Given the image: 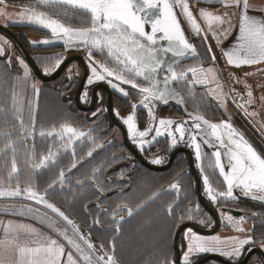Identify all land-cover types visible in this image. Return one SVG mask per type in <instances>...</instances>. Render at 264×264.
Returning a JSON list of instances; mask_svg holds the SVG:
<instances>
[{
    "label": "snow or ice",
    "instance_id": "6c2138e0",
    "mask_svg": "<svg viewBox=\"0 0 264 264\" xmlns=\"http://www.w3.org/2000/svg\"><path fill=\"white\" fill-rule=\"evenodd\" d=\"M0 2H2V0H0ZM216 2L224 3L225 0H216ZM38 3L40 5H68L89 15L91 26L84 29L67 27L42 11L38 12L32 10L27 14V20L29 23H35L50 30L52 35L62 39L65 45L83 44L93 49H99L101 52L106 50L108 57L112 59L115 67L110 69L106 65H99L102 71H98L97 66H92V76L89 77L88 83H93V78L96 81H103L111 77L123 84L131 85L132 88H138L140 93L143 94L141 104L144 108H148L149 103L156 99L163 100L167 103L168 97L173 95L168 88L169 82L183 80L187 76L185 72L177 73L175 71L174 65L177 61L173 60L171 63H168L167 54L170 53L172 57L180 58L189 53H196L194 45L189 43L184 35V31L174 12V6L180 7L182 14L187 19L193 31L198 36L202 34V29L185 0H174V3H170L169 0H38ZM227 3L232 6H240L242 4L236 42L229 50L223 53L227 58L228 64L241 67L264 63V19H258L248 15V10L250 8L249 0H227ZM3 15L7 14L3 10H0V16ZM24 15L25 13H20L21 18H23ZM200 15L208 24L209 32L213 39L217 41L218 46L219 43H221V36L226 39L234 28L231 20H225L222 15H215L203 9L200 10ZM213 24H215L217 28L224 24H227L228 27L224 28L221 32H217L213 29ZM203 38L206 43L207 34H204ZM162 41L167 42L166 46L160 43ZM43 43H50V41H43ZM206 46L208 52L211 54L212 60L215 61V55L212 54L211 45ZM2 55H4V48L0 46V56ZM61 62V58L56 57L55 65L45 68L44 73L48 75L55 72L60 68ZM19 63L23 66L24 79L27 81L29 77L28 66L23 60H20ZM197 71L198 70L195 68L189 69V72H191L194 77ZM199 72L210 74L212 80H215L213 68H200ZM136 78H142L147 83V86L141 87L138 85L135 82ZM108 82L114 89H118L127 97L128 93L123 88L119 87L118 84L113 83L112 80H108ZM200 82L206 83L211 81L205 76ZM161 84L163 87H161ZM31 87L38 97L40 88L36 83H33ZM86 96L87 93H84V97ZM248 96L251 98V91L248 92ZM12 101L15 114L20 122L21 136L23 139H27L29 135H33L35 130L31 105H29V128L31 129V131H29V129L25 127L24 120L18 115L21 109L17 107L18 101L15 91L12 93ZM133 107L136 106L134 105ZM103 111V108L98 109V111L93 112L92 115L95 117ZM149 115H152L151 109H149ZM193 121L194 123L191 129H189V140L195 147L197 160H201L202 155L201 144L197 142V136H200L201 139L207 137V139H203V143L207 144L209 147H217V150L212 153L215 159L211 167L213 172L218 170L219 177L222 178L226 185L225 192H218L213 188L209 177L205 175V192L209 199L216 202L218 196L234 198V188L241 189L246 196L253 194L254 191L264 194V156L258 154L244 139L243 135L238 133L227 121H223L219 124L209 123L207 120H204L202 116L193 117ZM123 123L127 125L128 134L134 141L137 137L144 138L153 131L151 127L145 131H138L135 114H130L126 118H123ZM173 123L172 120L160 119V127L155 128V132L156 137H158L163 134L161 129H164L167 135L172 138L173 145H175L177 139L182 140L184 138L187 122L177 123L174 132L168 131ZM202 124L205 127H202ZM176 133L179 134L178 138L175 135ZM3 135L9 140V143L5 145V149L10 150L13 153V157H15L18 145L11 140V133H4ZM39 135L42 138H59L61 141H64V138L67 137L66 143L71 144L74 140L85 135L90 137L91 133L86 134L84 132H79L75 127L62 124L59 131L54 127L53 130L50 131L41 130ZM225 136L227 138V143L225 142ZM156 137H153V140H155ZM140 147L143 149V143H141ZM220 149L225 150L224 161L221 159ZM53 155L54 154L49 151L47 156H43L39 163L34 165V168L46 167L48 162L53 161ZM88 155L91 156L92 153L89 152ZM161 162L159 158L152 161V163L155 164ZM72 167H75V163ZM201 171H203V168H201ZM12 173H18L15 158L12 161L9 180L12 178ZM64 175V172L61 171V185L64 183ZM77 183L82 182L77 181ZM49 187L51 188L53 185H49ZM171 188L177 192L181 191L178 183L171 185ZM23 193H27V199L34 200L36 203H43L46 208L51 209L52 212L56 213L59 217L63 218L67 224L72 226L74 232L87 246V252L76 239L68 236L66 230L61 232L60 235H62L67 243L81 255L86 264H117L114 256L108 255L107 253L97 254L95 261H93L89 253L95 251V246L80 233L79 228L64 212L44 200V197L31 187L22 190L17 186L15 189L8 192L0 189V197L5 195L17 197ZM252 198L264 199V195H253ZM176 207H179V205L177 204ZM198 208L199 206H197L196 212H198ZM28 211L34 212L36 210L28 208ZM119 211H126L129 217L133 214L132 209L127 207L119 209ZM174 212L175 208L169 205L167 214L171 216ZM195 214L196 213L193 212L192 209H188L181 215L180 219H184L185 216H187L188 219H192ZM116 215H118V212L113 213L112 222L117 225L115 231L119 232V226L124 220V217L120 216V219L116 220ZM226 218L229 222H233L234 218L232 216H227ZM243 220L244 218L240 217L238 223H242ZM95 223H99V221ZM236 230L240 232L244 231L242 227H236ZM22 232L35 236V239L31 240L30 243H21L20 235ZM186 238L188 243L187 250L183 255V264H191L189 257L193 253L219 251L222 255L236 256L238 258L242 255L241 250L245 245L254 243L251 236L246 238L233 236L221 240L218 236L204 237L197 235L191 229L186 233ZM102 247L101 245V248ZM229 248L231 249L230 251ZM0 249L3 250V252L0 253V264H64L65 256L67 264H77V260L74 259L73 253L71 251L66 253L65 246L58 243L56 239L39 233L35 228L29 225H14L12 221H8L7 225L4 227V237L0 239ZM10 253L15 254L16 259L10 260L8 258ZM163 264H176V262L169 261L165 258Z\"/></svg>",
    "mask_w": 264,
    "mask_h": 264
},
{
    "label": "rangeland",
    "instance_id": "374dc122",
    "mask_svg": "<svg viewBox=\"0 0 264 264\" xmlns=\"http://www.w3.org/2000/svg\"><path fill=\"white\" fill-rule=\"evenodd\" d=\"M7 3L19 9H26V14H28L32 10L38 12L42 11L52 19H57L65 26L73 29H84L91 26L90 17L85 18L80 17V15H75L72 17L69 14L68 10H81L69 7L67 5H63L66 8H57L54 7V4L39 5L38 1L36 0H6L2 4L5 5ZM0 10H3V8H0ZM0 19L4 20L2 16H0ZM4 21H6L5 24H9H7V26H9V28L11 27L13 29L12 31L19 38H24L25 34H30L36 36V38H42V40L48 39L49 41H51V44H54L53 46L47 48L30 47L32 56L35 58L36 62L43 72L45 68L55 65L56 57H60L61 60H63L67 55L76 52L75 50H67L68 45H65L59 39H54L50 30L43 28L41 25L29 23L27 20V15L22 20L16 18L13 19L12 17V19ZM0 35L5 37V39H8L4 34L0 33ZM9 43L10 44H8V46L10 47L8 48V46H5L4 55L0 56V189L8 192L15 189L17 186H19L22 190L27 187H31L45 199L53 200L69 212L76 215V218L79 220V222L84 226L86 224L85 227L89 228L90 224L88 220H83V216L81 214V205L79 204V202H77V197H82V193L79 192V194H75L74 189L68 186H63L65 182L62 185L60 184V172L64 170L69 174V169H72L70 167H72V165L74 164L75 159L78 162L77 156L79 157L80 152L78 150L81 146L79 144H83L84 142L85 147L87 143L89 145H94V126L97 123V120L99 121V119H97L99 118V115L94 117L91 113L86 117L74 114L72 115L69 111L68 100L70 95H72L74 86L77 84L78 80L81 77V67L79 64H76V62L71 63L59 78H57L55 81L46 83L36 78L30 67L23 59V56L20 54L21 52H19L18 49L15 48L11 40H9ZM160 43H163L165 46L167 44V42L164 41ZM86 47L87 50L80 51L78 53L82 56L84 55V59L86 58L91 64H95L93 61L94 57L92 55V52L96 51L100 54L106 53V50L105 52H101L99 49H93L87 45ZM200 47L198 48V52L201 54V57L204 58L201 61L202 65L199 67L203 69L213 68L216 72L220 73L221 76L218 86L208 85L204 90L201 91V93L199 94V96L201 97V101L207 105L208 102L206 100H211V102L213 101L215 107L220 106L221 113L215 109L209 112L213 118V121L216 124H219L223 121H226L227 117H232L236 124L245 131L247 137L251 141V145L256 147V149L259 150V152L264 156V102L263 106L259 102L260 106L256 108L257 104L251 100L246 99L245 91L242 90L243 100L245 101L246 99L247 101L244 103V105H242V103H240V89L237 87L233 91L230 89L226 90V87L224 86L225 84L222 83V72H224L222 69V66H224L222 65L223 61L219 60L215 63L213 62L210 65L209 63H211V61L208 59L206 43L204 44L203 38H201ZM90 53L91 58L88 57ZM168 55L172 57L170 53ZM22 59L28 66L29 70V77L27 78V81H25L24 79L23 66H21L19 63V61ZM107 61L109 63L107 67L111 69V60L107 59ZM220 68L222 70H220ZM208 76L209 78H211L210 74ZM16 80L18 83L17 92L14 89ZM33 83H36L40 88L38 97L31 87ZM228 85L229 83L227 82V86ZM13 91H15V93L17 94V107L21 109L18 115L24 120L25 127L28 128L29 131H31L28 121L29 105H31L32 116L34 117L35 122V130L33 135H29L27 139L22 138L19 119L18 121L15 119L17 116L13 108ZM97 111L98 108L94 112ZM223 111L225 113H223ZM62 124H68L72 127H75L79 132H84L86 134L91 133L90 137L88 135H85L73 141L78 145L76 144L77 146L74 148L75 155L72 159L71 155H68V152H66V147H71L74 145V143H66L67 137L64 138V141H61L59 138L53 139L51 137H48L50 139H53V141H51L48 138H41V136L39 135V132L41 130L50 131L53 130L54 127L57 131H59V128ZM4 133H11V140L18 145V147L16 148L15 157H13V153L10 150L5 149V145L9 143V140L5 138V136L3 135ZM112 133L116 134L114 129H112ZM64 146L66 147L63 148ZM95 147L96 146L91 147L87 145V149L85 148L84 150H87V152H91L92 155H95ZM207 148L209 150H217V147L207 146ZM49 151L54 154L53 161L48 162L46 167L34 168V165L39 163L40 159L43 156H47L49 154ZM220 151L221 159L222 161H224L225 150L223 151V149H220ZM159 155L160 154H155L152 159H158ZM14 158L18 173H12V178L9 180V174L11 173L12 161ZM209 158L213 161L214 164L215 158L212 153H210ZM66 159L72 160L71 163ZM68 162L69 164H66ZM201 164L203 165L202 168L205 175H207L208 173L206 171V161L203 156ZM178 173L179 172L176 170L169 174V176L171 177L170 182H174V180L179 177ZM84 176L90 177L91 173L86 172L84 173ZM153 178L154 176L149 177V174H147L144 181L138 182L137 180H135V189L139 190V188H141L144 183H148L149 179L152 180ZM167 178L169 177H165V180H167ZM221 183L222 181H217L215 186L214 184H212L213 188L218 192H225L226 188L223 183ZM49 185H53V187L50 188ZM90 191V189L83 190V197H89V199L94 200V195L91 194ZM187 192L190 195L189 190H187ZM143 195L144 193L142 194V197ZM131 196V199H133V193L127 195L125 199L130 198ZM16 198L17 197H9L7 195L0 197V228H4L7 225L8 221H12L14 225L23 224L29 225L32 228L41 227L48 230L52 236H55L56 240H64L63 236L59 234V230L60 228L64 227L62 222L66 225L65 221L61 220L55 213L48 210L43 205V203H36L34 200L27 199V196H23L17 199ZM125 199L119 201L117 205L126 203ZM135 200L138 199L135 198ZM251 202L256 203V205L259 206V209H264L263 203L257 200H253ZM243 203H245V207H243ZM246 203H248L249 205ZM213 204L216 206V209H218V212L222 218V225L219 231L213 236H218L221 238V240L233 236L240 238L251 236L254 243L245 245L241 250L242 255L247 248H250L255 244H259V241H264V233H260L259 225H257V223H261V219H264L263 209L259 210V212H252L253 208L251 206H253V204H250V202H241L240 199L226 200L219 196L217 197V201L213 202ZM129 205H132L133 208H137L139 206L137 202H131V204ZM165 205H167L168 207L169 205H172L173 207L176 206L174 202H165L161 204V206ZM28 208L35 209L36 211L29 212ZM189 208H192L193 212H196L197 206L195 207L194 203H182L181 206L175 209L174 216L172 218H169L165 215V210L160 206H157V208L150 206V208L133 218L129 223H120L119 227H121L123 224L126 225L122 227L121 239L117 242V244L115 243L117 251L111 250V248L110 250L107 249L109 238L114 236V234L101 235L97 230H93L90 234L91 240L89 238L87 239L90 240L94 246L96 245L100 247L101 250L97 249L95 246V251L89 254L92 256L93 261H95L97 254L107 253L108 255H113L117 261V264H163L165 258L170 261L171 253L169 251V245L171 243L172 236L174 237L175 235V232H173V227L177 222H186L187 220H189L187 216H185L184 219H180L181 215L184 214ZM148 212L152 213V222L143 221L144 216L146 217L147 215H149L147 214ZM199 212L200 214H202V211ZM227 216H232L234 218L233 222H229L226 218ZM194 217L195 215H193V218ZM240 217L244 218L242 223H238ZM200 221H203V224H206L208 226L212 224L211 221L207 220L205 217L201 218ZM150 223L154 224V231H157L156 226L160 227L158 232L159 238L157 239V236H154V232H152L151 235V232L146 228L145 234L147 237H145V239H139L135 243L133 240H136L138 238L135 233H138L142 229V225L147 226ZM108 226L109 225H107V227ZM236 227H242L244 231H237ZM257 234H260V237H258L259 235L257 236ZM147 241H149V243H146ZM187 241V238H185L183 242L184 253L187 250ZM77 242L79 241L77 240ZM131 242L134 243L132 245L136 248L138 246H147L150 244H154V247H151L154 249H152V252L144 253L138 250H128V245L131 244ZM111 243H109V246ZM101 245L103 246L102 248ZM163 245L164 249L161 251L160 249ZM263 246L264 243L261 247ZM147 248L149 249V251L151 250L150 247ZM230 250L231 249L229 248V251ZM73 251L78 255V259L76 258L77 264H79V259L80 262L84 261L79 253H77L75 250ZM85 251H88L87 248H85ZM213 252L219 253V251ZM208 253L212 252H207V254ZM203 254L206 253L191 254L189 257L191 263ZM242 255H240L238 258L236 256L231 257H233L234 259H239ZM181 263L183 264V257ZM217 264L221 263L217 262ZM251 264H261V262L256 259Z\"/></svg>",
    "mask_w": 264,
    "mask_h": 264
},
{
    "label": "flooded vegetation",
    "instance_id": "af4514ba",
    "mask_svg": "<svg viewBox=\"0 0 264 264\" xmlns=\"http://www.w3.org/2000/svg\"><path fill=\"white\" fill-rule=\"evenodd\" d=\"M68 12L72 17L75 15H80V17H85V18L90 17L89 15H87L86 13H84L82 11L68 10ZM84 50H87L86 46L83 49V51ZM92 53H93L92 55L94 57L93 61L95 64H93V63L91 64L85 58V62H86L87 67H88V74H87L85 83L83 85V88H82L81 94H80L81 104L85 107L90 105L91 97H92V91H93V87L95 85L103 84V85L107 86V88L111 94V97H112L113 113H114L115 117L118 119V121L125 127L129 143L141 154V156L145 160H147L150 163H152V161L155 160V159H152V157H154L155 154H160L159 159H161L162 162L159 164L152 163L156 166L165 165L169 159L170 154L173 151H175L179 148H182V147H187L192 153L194 166H195L196 171L199 174L202 196L205 199V201L211 207H213V209L215 210V212L219 216L220 227H221L222 218L218 212V209H216V206L213 204V201H211L209 199V197L206 195V192L204 191V189H205L204 182H203V179H202L200 172H199V170L196 166V163H195V161H196L195 156H194L195 147H194V145H192L191 141L189 140V129H191V126L194 123L193 119L191 117L185 115L183 113V111L180 108H178L177 105L174 104L171 100L167 101V103H165L163 100L156 99V100L151 101V103H149L148 108H144L141 104V102L143 100V94L140 93L138 88H132L131 85L123 84L120 81L115 80L111 77H109L103 81H96L95 79H93L94 82L89 84L88 79H89V75H90V68L92 66H97L98 71H102V69L99 68L98 62L101 65L107 66L109 64L107 59H110L111 60V66H112L111 68L115 67V64L112 61V59L108 57L107 51L105 54H100L99 52H96V51L92 52ZM198 56L200 57L201 54H199ZM88 57L91 58V55H88ZM193 61H195V60L188 59V60H183L181 62L176 63L174 65L175 71L177 73L182 71L183 67L187 66L188 64L192 63ZM74 62H76V64H79L77 61H73L71 63H74ZM68 66L65 68V70L68 68ZM64 71L62 73H64ZM81 71H82V68H81ZM81 75H82V73H81ZM79 80H78V82H79ZM108 80H112L113 83H116L119 85V87L123 88L128 93L127 97H125L123 95V93H121L118 89H114L111 86V84H109ZM184 80L185 79L178 80V81H171V83H169V85H168V88L170 89V84H171V87L173 89L177 90L182 95V98H183L184 102L186 103V105L188 106L189 109H191L192 111L202 115L207 120H213L212 116L209 113L212 110L215 109L221 113V110L218 107H211L210 109H207V105L204 104L203 102H200L197 99H194L193 101L189 100L188 94L182 93V91L184 89L188 88V86H185ZM78 82L74 87L75 89H74V94H73L74 104H75L76 109L82 111L83 113H87L89 115L91 113H93L95 110H97V108L98 109H101V108L104 109V111L102 113L98 114L99 118H97V119H99V121L97 120V123L94 126L95 134L98 133V131L100 130L101 127L103 128V125H102L103 122H107V124H108L107 125L108 126L107 127L108 128L107 140L102 142L101 140H98L97 135H95V137H93L95 139L94 145H92V144L89 145L87 143L86 147H85L84 142H83V144H79V145H81L80 149L78 150V151H80L79 153H81L85 148L87 149V145L91 146V147L96 146L95 147V155L89 156L87 154V158L84 161H81L79 163L75 159V161H74L75 167L74 168L70 167L72 169H69V174H68V172L66 173V171L62 170L65 174L64 175V182L66 184H69V181H70V182H72L73 185H75L74 183H76L79 187H81L82 191H80V192L82 193L81 194L82 197L84 195L83 189H87V190L90 189L91 190L90 193H92L94 195L93 202H91V204L87 205L88 208H86V211H85V214L88 218V222L90 224L89 228L85 227L86 224H85V226L83 224H81L79 222V220L76 218L77 217L76 215H74L73 213L66 210L70 219L79 228L80 233H82L84 237L89 238L90 240H91L90 234L93 230H98L100 232H108V235L110 233H115L116 232L115 229H116L117 225L112 222L113 221V213L118 212V215H116V217H115L116 220H119L120 216H123L124 220L121 223H129L133 218H135L136 216H138L139 214H141L142 212H144L148 208H150V206L151 207L160 206L161 208H163L165 210V215L169 218H172L174 216V213L171 216H169L167 214L168 206L167 205L161 206V204L165 203V202L166 203L167 202H171V203L174 202L176 205L178 204L179 206H181L182 203H194L195 207L199 206L198 210L202 211L201 212L202 214H200L199 211L195 212L196 213L195 217L187 220L186 222H192V223H194L198 226L204 227V228H210L211 225L213 226L214 221H213L212 217L209 215V213L202 207L200 201L198 200L197 194H196L195 199H194V197H191L190 195H188V192H187L188 187L186 186L187 181H185V180L188 179L190 181L192 178L194 186H195V181H194L193 175L191 174V172L189 170L188 157H187L185 152H182V151L178 152L175 155V158H174L172 164L166 170H164V171H173V170L176 171L178 164L182 165L183 167L185 166V164L188 165V167L186 169L184 168L178 173L179 177L176 180H174V182L171 184V185H173L174 183H178L181 191L177 192L176 190L171 188V185L169 187L164 186L163 188L166 187L165 190L162 191L158 196L152 198L150 191H151V187L153 186V183H151V184L144 183L141 186V188H139V190L135 189V185H136L135 180L138 178L136 175V172L142 173L141 176L142 177L144 176L146 178V173L142 172L140 169H147L149 171H153V170H150L147 167H145L144 165H142L139 162V160L133 155V153L125 145L124 140H123V133H122L121 129L117 125H115L109 117V113L107 110L108 93L104 88L99 87L97 89L96 103L91 110L84 111V110H81L77 107L76 102H75V90H76V87L78 85ZM135 82L138 85H140L141 87L147 86V83L142 78H136ZM183 86H185V87H183ZM161 87H163L162 84H161ZM84 93H87L86 97H84ZM134 105L136 107H133ZM149 109H151L152 115H149ZM117 112H118V114H117ZM130 114H135L136 122L138 125V131H145L146 129H149L150 127L153 128V131H151L147 135L149 138L146 141L137 142V140H138L137 138L134 141L129 136L128 131H127V125H125L123 123V118H126ZM102 116H103V118H102ZM153 117H154V119H153ZM160 119L172 120L174 123L168 129V131H173V132H174V129H175L177 123L186 121L187 124H186V131H185L184 138L182 140L177 139L176 144L173 145L172 138L167 135V132L164 129H161L163 134L156 137L155 128L160 127L159 126V120ZM112 129H114V131L117 134V140H113ZM175 135L177 136V138L179 137L178 133H176ZM153 137H156V139L153 140ZM197 138L199 139V143L201 144V152L204 154L203 158L206 161V171L208 173L207 175L209 176L211 183L214 184V186H215L216 182L217 181L219 182V180H218L219 176L217 175L216 171L213 172V169L211 167V165H213V161L209 158V155L211 152L207 148V146L203 143V139H207V137H204L203 139H201V137H197ZM48 139H50V138H48ZM50 140L53 141V139H50ZM72 143H74V142H72ZM141 143H143V149H141V147H140ZM76 144L77 143H74V145L71 147H66L67 146V144H66V146L63 147V148L66 147V150H67L66 152H68V155H71V159L75 155V152H74L75 149L74 148L78 145V144L77 145ZM120 149H123V150H120ZM64 151H65V149H64ZM72 152H73V154H72ZM110 153H114L115 158L122 159L121 160L122 165L118 166V164H117L114 166H109V163H107V161L104 163L102 160H104V157L108 156V154H110ZM79 155H81V154H79ZM92 158L95 161L94 163H91L89 161ZM105 170H106V172H105ZM71 171H73V172H71ZM110 171H112V172L114 171L113 177L109 176L107 174ZM164 171H159V172L162 173ZM86 172H90L91 176L90 177L84 176V173H86ZM153 172H157V171H153ZM77 181H81L82 183H77ZM195 189H196V186H195ZM130 193H133V199H131L132 196L130 198L125 199L126 196L129 195ZM143 193H144V195L142 197ZM135 198L138 199L139 201L135 200ZM122 199H125L126 203L117 205V203L119 201H121ZM240 200H241V202H251L247 199H246L247 200L246 201L245 198H242ZM131 202L132 203L137 202L139 204V206L137 208H133L132 205H129V204H131ZM125 207L132 209V212H133L132 216L129 217L126 211H119V209H122ZM174 208L177 209L178 207L175 206ZM189 209H192V208H189ZM204 217L207 220L211 221L212 224L210 226L203 224V222L200 221V219L204 218ZM150 218H152V213H150L148 216V219H150ZM83 220L85 221V219H83ZM96 221H99V223H95ZM62 224L64 226L62 228L64 229V231L65 230L67 231V234L69 237H72L73 239H77L80 242L82 247L87 248V246L84 244L83 240L79 239L78 235L74 232L71 225L67 224V222H66L67 226L63 222H62ZM107 225H109V226L107 227ZM125 225L126 224H123L121 227H119V231ZM189 229L190 228H185L183 230V232L181 233V236L179 239V245L181 248V259H180L181 261H182V257L184 254L183 242H184V239L186 236V232ZM115 234H118L117 239H119L121 237L120 232H116ZM196 234H198V233H196ZM213 235L214 234L203 235V236L208 237V236H213ZM113 242L115 243L116 241H113ZM113 242H112V244H114ZM256 246L261 247L259 244H255L251 247H256ZM96 248L101 250L100 247H98V246H96ZM250 248H247L243 252V255L239 259H234L231 256H225V255L224 256L227 259L231 260L233 263H238L239 261L242 260V258L245 256L246 252ZM261 248L264 250L263 247H261ZM72 249L75 250L74 248H72ZM205 255H207V253L203 254L200 257H198L197 259H195L191 264L195 263L196 261H198L199 259H201ZM256 259L258 261H260L261 264H264L262 257L258 254H253L246 264H251ZM217 262L221 263V264H225V263L218 261V260H209L205 264H217Z\"/></svg>",
    "mask_w": 264,
    "mask_h": 264
},
{
    "label": "crops",
    "instance_id": "0c3cea01",
    "mask_svg": "<svg viewBox=\"0 0 264 264\" xmlns=\"http://www.w3.org/2000/svg\"><path fill=\"white\" fill-rule=\"evenodd\" d=\"M5 1L6 0H2V2H0V8H3V11L7 14V15H3L2 16L4 18V20L12 19V17H13V19L16 18V19H21L22 20V19H24L26 17V15H27L26 14V9L23 10V9L16 8L13 5L8 4V3L3 5L2 3L5 2ZM8 1H13V0H8ZM36 1H38V0H36ZM169 2L170 3H174V0H169ZM185 2L189 5L190 11L192 12L193 16L196 18L197 23L200 25V27L202 29V34L198 36L193 31L191 26L189 25V23H188L187 19L185 18V16L182 14V11H181L180 7L179 6H174V12L176 13L177 19L180 22L181 28L184 31V35H185L186 39L188 40L189 43L194 45V47L196 49V53L195 54L189 53L188 54L189 56L186 55V56L180 57V58L170 57L167 54V62L168 63H171L173 60H176L177 63L181 62L183 60H188V59L195 60L192 63L188 64L187 66L183 67L182 71L178 72V73H181V72L187 73V76L185 77V80H184V84H185V86H188V88H187L188 90L187 89H184V90L182 89L183 90L182 93L188 94L189 100L193 101L194 99H197L198 101L202 102L201 101V97L199 96L201 91L204 90L205 87L208 86V85L218 86V84H219V79H221L220 73H218V72H216L214 70V72H215V80H212V76L211 75H210L211 78H209V76H208L209 74L199 72V68H200L199 66L202 65L201 61H202V59L204 57L200 56L201 57L200 58L198 56L200 54L198 52V48L200 47L201 38L204 37V34H207L206 45H211L212 54L215 55V61H213L212 58H211V54L208 52V49H207V46H206L207 53H208V59L211 61V63H209V64L211 65L213 62L215 63L216 61H219V60L223 61L222 65H224V66H222V69H223L224 72H222V83L225 84L224 86L226 87V90L230 89V90L233 91L235 88L238 87L240 89V92H241L239 94L241 96L240 103H242V105H244V103L247 102L246 99H248V100H251V101H253V102H255L257 104L256 108H258V106H260V104H262V106H263V102H264V63L254 64V65H245V66H241V67H235V66L229 65L228 62H227V58L223 55V53L225 51L229 50L233 46V44L236 42V37L238 35V29H239V22H240L242 4L240 6H232V5L227 3V0H225L224 3H217L216 0H185ZM249 4H250V8L248 10V15L256 17L258 19H264V0H249ZM55 5H60V4H54V6ZM69 7H72V6H69ZM201 9H203L205 11H208V12H211V13H213L215 15H222L225 20H229L230 19L232 24L234 25V28H233L231 34L228 35V37L226 39H224L221 36V38H220L221 39V43H219V46L217 44V41L215 39H213L211 33L209 32L208 24L204 21V19L200 15V10ZM22 12L25 13L23 18H21V16H20V13H22ZM4 20L0 19V23L7 26L8 23L5 24L6 21H4ZM1 21H4V22H1ZM212 27L217 32H221L224 28H227L228 25L224 24V25H221L219 28H217V26L215 24H213ZM24 38L27 41L29 47H31V48H47V47H51V46L54 45V44H51V41H50V43H43V41H49L48 39L42 40V38H36V36L30 35V34H25ZM53 38L54 39H59V40H61V42L64 43V41L62 39L58 38V37H54L53 36ZM203 40H204V38H203ZM5 41H6V43H5ZM8 44H10L9 40L5 39V37L0 35V46H3V48H5V46H8ZM204 44H205V42H204ZM9 47L10 46H8V48ZM67 50H69L68 46H67ZM98 65H101V64L98 62ZM91 68H90L89 77L92 76ZM191 68H195V69L198 70L195 77L192 75L191 72H189V69H191ZM222 69L220 68V70H222ZM205 76H207L208 80L211 81V82L201 83L200 81L203 80ZM17 80L15 82V88H14L16 92H17V88H18L17 87V85H18ZM260 80H261V82H260ZM227 82L229 83L228 86H227ZM169 83H171V81ZM185 86H183V87H185ZM170 88H172L171 84H170ZM242 90H244L245 94H246L245 101L243 100V94H242L243 92H242ZM249 91H251V93H252L251 98L248 96V92ZM167 101H170V99L168 98ZM206 101L208 102L207 103V109H210L211 107H215L213 101L212 102H211V100L210 101L206 100ZM259 102H260V104H259ZM218 108L221 110L220 106H218ZM223 113H225V112L223 111ZM15 119L18 121L17 117ZM29 119H30V117H29ZM207 121L209 123H215L213 120H207ZM226 121L229 122L232 125V127L234 129H236V131L238 133L242 134L244 139L251 145V141L247 137L245 131L236 124V122L233 120L232 117H227ZM197 137H200V136H197ZM148 138H149L148 136H146L144 138L137 137V139H138L137 142L146 141ZM113 140H117V135L116 134H113ZM197 142L199 143V139L198 138H197ZM225 142L227 143V138L226 137H225ZM251 146L256 150V152L258 154L263 156L259 152V150L256 149V147H254L253 145H251ZM210 152L214 153L215 150L214 149L210 150ZM194 153H195L194 156H195V160H196L195 161L196 166H197V168H198V170L200 172V175H201V177L203 179V182H204L205 173H204V170L201 171V168L203 167V165L201 164V161H202V156H204V154L201 152V154H202L201 155V160H197V158H196V150H195ZM216 172H217V175L219 176L218 170H216ZM144 173H146V172H144ZM158 173H160V172H158ZM147 174L148 173H146V176H147ZM150 176H154V178H155L154 181H151L150 179L148 181V184L153 183V186L151 187V191H150V193L152 195V198L158 196L162 191H164L165 188H166V187L163 188L164 186H168L169 187L173 183V182H170L168 184H163L165 178L161 174L160 175H156V174L155 175H150L149 174V177ZM218 180L222 181L223 185L226 188V185L224 184L222 178L218 177ZM185 181H187L186 182V186L189 188L191 182L188 179H186ZM74 184L75 185H73L72 182L69 181V184L65 183L63 186H68V187L74 189L75 194H79V192L82 191V188L79 187L76 183H74ZM204 187H205V184H204ZM83 190H87V189H83ZM204 191H205V189H204ZM23 195H24V193L22 195H20V196H17V198L23 197ZM250 195H260V196H262L264 194L254 191V193L250 194ZM233 197L234 198H228V197H222V198L226 199V200L242 199V198H245V199H247L249 201L255 200V199H252V198L245 197V195L243 194V192L239 188H234L233 189ZM46 200H48L49 202L55 204L57 207H59L68 216V214L66 212V209L63 208L60 204L54 202L51 199H46ZM77 202H79V204L81 205V214L83 216V219H85V221H87L88 218H87V216L85 214V211H86V208H88L87 205L91 204V202H93V200L89 199V197H77ZM154 208H157V206H154ZM147 214H150V213L148 212ZM144 218H145V216H144ZM151 225H152V223H150L147 226H151ZM33 228H35L39 233H41V234H43L45 236H49L52 239H56V237L52 236L49 233V231L46 230V229H43L41 227H33ZM63 231H64V229L60 228L59 234L61 232H63ZM98 232L101 235H108V232H100V231H98ZM119 232H120V235H121L122 229ZM175 232H176V230H175ZM115 233H110V234H114V237L112 238L110 243L113 242V241H116L115 243L117 244V242L121 239V237L119 239H117L118 238V234H115ZM3 237H4V228H0V239H3ZM208 237H210V236H208ZM185 238H186V236H185ZM33 239H35V236L27 234V233H23L22 232L21 235H20V242L21 243H25V242H29L30 243L31 240H33ZM57 241L60 244L61 243L63 244V242H64L63 245L65 246L66 253L68 251H71L73 253L74 258L78 259V255L73 251L71 245L66 243L65 239L64 240L62 239L60 241L57 240ZM113 245L114 244H112V243L110 244L111 250L114 249ZM31 246H34V245H31ZM163 248H164V246H161L160 250H162ZM114 250L116 251V249H114ZM2 252H3V250L0 249V253H2ZM144 252H150V251L147 250V251H144ZM8 258L10 260H14V259H16V256H15V254H11L10 253ZM174 259H175V257H174ZM79 260H78L79 264H86L85 261L80 262ZM64 264H67L66 256L64 258Z\"/></svg>",
    "mask_w": 264,
    "mask_h": 264
},
{
    "label": "water",
    "instance_id": "95a60500",
    "mask_svg": "<svg viewBox=\"0 0 264 264\" xmlns=\"http://www.w3.org/2000/svg\"><path fill=\"white\" fill-rule=\"evenodd\" d=\"M0 32L3 33L4 35H6L8 38H10L14 42V44L20 50L22 56L24 57V59L27 62L28 66L30 67V69L33 71V73L36 75V77L38 79H40L41 81H43V82L55 81L57 78L60 77V75L62 74V72L65 70V68L71 62L77 61L80 64L81 68H82V75L80 77V80H79L78 85H77L76 90H75V102H76L77 107L79 109H81V110H84V111L91 110L93 108V106L95 105V103H96L97 89L99 87L104 88L107 91V93H108V96H107V110H108L110 119L113 121V123L115 125H117L121 129V131L123 133V140H124V143L127 146V148L133 153V155L139 160V162L142 165H144L145 167H147L148 169L153 170V171H157V172L164 171V170H166L172 164V162H173V160L175 158V155L178 152L182 151V152H185L186 153V155L188 157L189 170H190L191 174L193 175V178H194V181H195L196 194H197L198 200L200 201L202 207L212 217V219L214 221V224L210 228H204V227L198 226V225H196V224H194L192 222H184V223H182V224H180L178 226V228H177V230L175 232V235H174V240H173V248H174V253H175V259H174V261L176 262V264H181V260H180L181 259V248H180V245H179V239H180L181 233L183 232V230L185 228H190L194 232H196V233H198L200 235H211V234L217 233V231L220 228V218L217 215V213L215 212V210L213 209V207H211L205 201V199L202 196L199 174H198V172L195 169L192 153H191V151L187 147H182V148H179V149L173 151L170 154L169 159H168V161H167V163L165 165H163V166H156V165L148 162L147 160H145L141 156V154L129 143L128 138H127V132L125 130V127L118 121V119L115 117V115L113 113V109H112V97H111V94H110L107 86H105L103 84L95 85L93 87L90 105L87 106V107H85V106H83L81 104L80 94H81V90L83 88V85L85 83V80H86V77H87V74H88V67H87V64L85 62L84 57L81 54H79L78 52L83 51V49L85 48V45H83V44L68 45V49L69 50H75L76 52L67 55L62 60V62L60 64V68L58 70H56L55 72H52L51 74L46 75L41 70V68L39 67L38 63L35 61V59L32 57V55L30 54V52L26 48L25 44L21 41V39L8 26L3 25V24L0 23ZM169 90H170L171 93H173V95H170L168 98L174 104H176L177 107L180 108L185 115L191 117L192 119L195 116H202V115H200V114H198V113H196V112H194V111H192L191 109L188 108V106L184 102L181 94L177 90H175L173 88H170ZM203 119L206 120L205 117H203ZM202 127H205V126L202 124ZM223 151H224V149H223ZM23 196H27V193H24ZM252 196L253 195H248V196L245 195V197H247V198H252ZM256 196H260V195H256ZM44 200H46V199L44 198ZM255 200H257V201H259L261 203H264V199H255ZM46 201L48 203H51L48 200H46ZM51 204H53V203H51ZM53 205L55 207H57L55 204H53ZM57 208H59V207H57ZM48 210L52 211L51 209H48ZM59 218L61 220H63V218H61V217H59ZM253 254L260 255L262 257V259H263V262H264V250L261 247L256 246V247H251L250 249H248V251L246 252L245 256L238 263H233L231 260H229L226 257H224L222 254L212 252V253H208L207 255H205L204 257H202L201 259H199L198 261H196L193 264H205L209 260H218V261H221V262H223L225 264H246L249 261V259L251 258V256Z\"/></svg>",
    "mask_w": 264,
    "mask_h": 264
},
{
    "label": "trees",
    "instance_id": "16d2710c",
    "mask_svg": "<svg viewBox=\"0 0 264 264\" xmlns=\"http://www.w3.org/2000/svg\"><path fill=\"white\" fill-rule=\"evenodd\" d=\"M54 7H57V8H66V7H64L63 5H55ZM10 29L11 30H13L11 27H10ZM7 37V36H6ZM8 38V37H7ZM9 39V38H8ZM20 39H21V41L25 44V46L27 47V49H28V51L30 52V53H32L31 52V50H30V47L28 46V44L25 42L26 40H24V38H22V37H20ZM9 40H11V39H9ZM11 42L14 44V42L11 40ZM14 46H15V48H17V46L14 44ZM18 49V48H17ZM18 51H19V49H18ZM20 52V51H19ZM21 54V53H20ZM22 55V54H21ZM23 59H24V57H23ZM25 60V59H24ZM26 62V61H25ZM27 63V62H26ZM28 65V64H27ZM32 71V70H31ZM33 72V71H32ZM34 74V73H33ZM35 75V74H34ZM36 76V75H35ZM46 83H49V82H46ZM65 83V82H64ZM63 83V84H64ZM75 87V86H74ZM74 89L75 88H73V90H72V95H70V97H69V100H68V102H69V111L71 112V114L73 115H79V116H88L89 114H87V113H83L82 111H80V110H77L76 109V107H75V104H74V96H73V94H74ZM102 125H103V128L101 127L100 128V130L98 131V133H96L95 135H97V138H98V140H101V141H105V140H107V135H108V133H107V130H108V124H107V122H103L102 123ZM84 153H85V155H84ZM79 154H81V155H79V157L77 156V160H78V162H81V161H84L86 158H87V154H88V152H87V150H84V151H82L81 153H79ZM69 157V156H68ZM70 158V157H69ZM94 158V157H93ZM91 159V160H89L91 163H94L95 161H94V159ZM66 160H69V162L71 163V161L72 160H70V159H66ZM122 159H117V158H115V156H114V153H110V154H108V156H105L104 157V160H102L104 163L107 161V163H109V166H114V165H117L118 164V166H120V165H122L121 163H122V161H121ZM88 161V162H89ZM101 161V162H102ZM69 162L68 163H66V164H69ZM99 164V163H98ZM97 166V165H96ZM188 167V165L187 164H185V166L183 167L182 165H180V164H178V166H177V171L178 172H180L182 169H186ZM107 170V169H106ZM106 170H105V172H106ZM142 172H146V173H148V174H150V175H163L164 176V178L165 177H169V178H167V180H164V182H163V184H166V183H168V182H170L171 181V177L169 176V174L171 173V172H173V171H175V170H173V171H164V172H162V173H158V172H153V171H149V170H147V169H140ZM109 176H112L113 177V175H114V171L112 172V171H110V172H108L107 173ZM141 174L142 173H138V172H136V175H137V181L138 182H141V181H144V176L142 177L141 176ZM135 175V176H136ZM144 175V174H143ZM155 180V178H153L151 181H154ZM190 182H191V184H190V186H189V188H188V190H189V192H190V196L191 197H194V199L196 198V189H195V186H194V183H193V179L191 178V180H190ZM158 188V187H157ZM192 191V192H191ZM188 195H189V193H188ZM139 201V200H138ZM244 205H243V207H245V203H243ZM246 204H248V203H246ZM250 204H253V206H251L253 209H252V212H259V210H261V209H263V208H261V209H259V206L258 205H256V203H251L250 202ZM249 205V204H248ZM264 210V209H263ZM148 216L149 215H147L145 218H144V220L143 221H150V222H152V220H153V218H150V219H148ZM251 218H253V217H251ZM183 222H185V221H183ZM182 221L181 222H177L176 224H175V226L173 227V232H175V230H177V227L180 225V224H182L183 223ZM154 224H152L150 227H147V226H145V225H142V229L138 232V233H135L136 234V236L138 237L136 240H133L135 243H136V241L137 240H139V239H145V237H147L146 236V234H145V229L147 228L148 229V231H150L151 232V235H152V232H154V236H157V239L159 238V236H158V232H159V226H156V229H157V231H154L153 230V228H154V226H153ZM257 225H259V228H260V233H264V219H261V223H257ZM150 229V230H149ZM254 229H257V228H254ZM153 230V231H152ZM143 233V234H142ZM174 234V233H173ZM259 235V236H258ZM200 236H203V235H200ZM257 236L258 237H260V234H257ZM114 236H112L111 238H109V243H110V241L112 240V238H113ZM156 239V240H157ZM173 239H174V237L172 236V238H171V243H170V245H169V251H170V253H171V260L170 261H173L174 260V257H175V253H174V248H173ZM109 243H108V246H107V249L108 250H110V246H109ZM146 243H149V241H147ZM259 243V245H263V243H264V241H259L258 242ZM132 244H134V243H132L131 242V244H129L128 245V250H138V251H141V252H143L144 253V251H147V250H149L147 247H150V252H152V249H154V248H151V247H154V244L153 245H147V246H138L137 248L136 247H133V245ZM167 244V243H166ZM164 246V245H163ZM114 247H115V249H116V251H117V248H116V245H115V243H114ZM164 249V248H163ZM162 249V250H163ZM161 250V251H162ZM157 255V254H156Z\"/></svg>",
    "mask_w": 264,
    "mask_h": 264
}]
</instances>
